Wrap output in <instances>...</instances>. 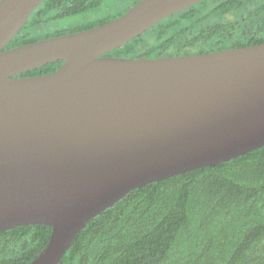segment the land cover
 Segmentation results:
<instances>
[{"label": "water", "instance_id": "water-1", "mask_svg": "<svg viewBox=\"0 0 264 264\" xmlns=\"http://www.w3.org/2000/svg\"><path fill=\"white\" fill-rule=\"evenodd\" d=\"M44 1H0V233L52 227L30 264H59L134 190L264 147V43L107 56L205 0H141L101 26L7 50Z\"/></svg>", "mask_w": 264, "mask_h": 264}, {"label": "trees", "instance_id": "trees-1", "mask_svg": "<svg viewBox=\"0 0 264 264\" xmlns=\"http://www.w3.org/2000/svg\"><path fill=\"white\" fill-rule=\"evenodd\" d=\"M104 4L108 0H45L7 50L101 26L131 7L96 21L69 22ZM262 43L264 0H205L107 56L158 59ZM64 63L18 77L51 74ZM51 235L45 225L1 232L0 264H30ZM59 264H264V147L134 190L92 219Z\"/></svg>", "mask_w": 264, "mask_h": 264}, {"label": "rangeland", "instance_id": "rangeland-1", "mask_svg": "<svg viewBox=\"0 0 264 264\" xmlns=\"http://www.w3.org/2000/svg\"><path fill=\"white\" fill-rule=\"evenodd\" d=\"M135 0H108V5L105 4L102 5L99 9H96L90 13H88L86 16H79V18H76L74 20H69V22H89V21H96L99 20L102 17H106L107 15H110L111 13H118L122 12L128 7L131 6Z\"/></svg>", "mask_w": 264, "mask_h": 264}, {"label": "flooded vegetation", "instance_id": "flooded-vegetation-1", "mask_svg": "<svg viewBox=\"0 0 264 264\" xmlns=\"http://www.w3.org/2000/svg\"><path fill=\"white\" fill-rule=\"evenodd\" d=\"M134 2V1H133Z\"/></svg>", "mask_w": 264, "mask_h": 264}]
</instances>
